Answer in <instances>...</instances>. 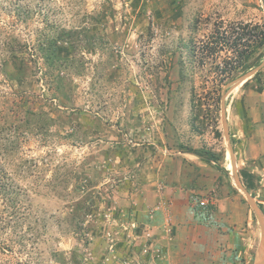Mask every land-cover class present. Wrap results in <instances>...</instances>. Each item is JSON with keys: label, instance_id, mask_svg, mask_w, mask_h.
<instances>
[{"label": "rangeland", "instance_id": "1", "mask_svg": "<svg viewBox=\"0 0 264 264\" xmlns=\"http://www.w3.org/2000/svg\"><path fill=\"white\" fill-rule=\"evenodd\" d=\"M230 22L264 26V0H0V264L255 263L259 221L207 93L226 49L219 69L190 55ZM70 29L75 50L55 47L74 61L44 60L40 46ZM259 72L226 106L237 172L264 211ZM177 229L194 242H174L172 259L161 241Z\"/></svg>", "mask_w": 264, "mask_h": 264}, {"label": "trees", "instance_id": "2", "mask_svg": "<svg viewBox=\"0 0 264 264\" xmlns=\"http://www.w3.org/2000/svg\"><path fill=\"white\" fill-rule=\"evenodd\" d=\"M76 33L80 32L71 29L65 30L58 35L57 38H51L47 44L45 42V47L40 46V49L44 52V60L55 61L56 56L57 59L61 61L62 65L65 62L72 63L74 59L71 57L75 58V54L70 52L72 54L70 58H63L58 54L55 44L57 41L61 42L67 39L65 43L71 49L74 48L75 50V44L72 43L71 38L74 37ZM224 49H226V60L224 61V66L219 70V75L221 77L219 83L211 88L208 86L207 89V93H213V95H215L213 98L215 99L216 97L217 101L221 98L223 85L233 79L237 73L242 72L245 68L247 69L249 63L257 59L264 51V26L252 22H230L225 26L217 25L208 40H204V42L199 44H192L190 55L196 58V56L201 54L202 57L207 59V53H209V57L213 63H217L216 67L219 69V63L216 61L222 57L221 53ZM15 51V47H13L11 51V60L16 67L12 72L9 71L8 75L13 77L16 81H19L18 84H20V82H23L25 76V65L24 59ZM200 51L202 52L199 53ZM57 77L60 78L62 76L58 75ZM197 102L198 104H194L196 108L195 115L199 116L205 114L207 109L204 106V102H202L201 99H197ZM0 191H6V189L3 187ZM92 206L93 204L84 206L86 215L92 214Z\"/></svg>", "mask_w": 264, "mask_h": 264}, {"label": "water", "instance_id": "3", "mask_svg": "<svg viewBox=\"0 0 264 264\" xmlns=\"http://www.w3.org/2000/svg\"><path fill=\"white\" fill-rule=\"evenodd\" d=\"M262 68H264V60L256 68L240 75L238 78H235L234 80L229 82L225 86L222 92V95H221V99H220L221 100V118H222L223 133H224V137L227 142L229 153L231 156V164L233 167V177H234V180L237 186L245 193L250 206L252 207V209L254 210L257 216L260 229H261L260 248H259V252L257 254V258L254 264H264V211L261 209L259 204L253 199L251 194L246 190L237 172L236 159L234 155V150H233L230 131H229V125H228L226 99L231 94V92H233L237 87H239L245 81L253 77Z\"/></svg>", "mask_w": 264, "mask_h": 264}, {"label": "crops", "instance_id": "4", "mask_svg": "<svg viewBox=\"0 0 264 264\" xmlns=\"http://www.w3.org/2000/svg\"><path fill=\"white\" fill-rule=\"evenodd\" d=\"M157 214H158V212H157ZM175 229H176V226H175ZM196 230V229H195ZM195 230H193V231H195ZM176 231V237L177 238H175V236H174V238L170 235V234H168L170 237H169V239H166L165 241H161V242H170L169 243V245H170V253H171V257H172V259H173V253H174V251H175V249H177V247L174 249V248H172L173 247V245H174V242H194V241H191V240H189V239H187L186 238V235H185V238H181V236L182 235H184L185 233H187V231L186 230H175ZM151 233V232H150ZM154 233H156L155 232V230H153L152 231V234H154ZM174 234V233H173ZM199 235V234H198ZM157 237V236H156ZM203 238H204V240H203ZM205 236H203L202 238H197L198 240H197V242H207L206 240H205ZM147 242H160V240H157L155 237L153 238V240H147ZM181 245V244H180ZM179 245V246H180ZM176 255V254H175ZM177 256V255H176ZM181 257H184V256H181ZM186 257H188V256H186ZM177 258L179 259V257L177 256ZM183 260H184V258H182ZM188 260V259H187ZM186 260V258H185V261H187ZM191 261H194V258H192L190 261H188V262H191ZM207 262H209L208 260H207Z\"/></svg>", "mask_w": 264, "mask_h": 264}]
</instances>
